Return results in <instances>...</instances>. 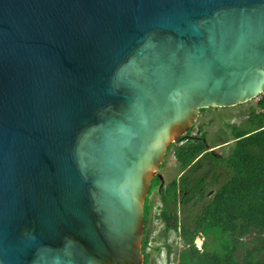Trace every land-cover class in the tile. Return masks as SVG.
Masks as SVG:
<instances>
[{
    "label": "water",
    "instance_id": "1",
    "mask_svg": "<svg viewBox=\"0 0 264 264\" xmlns=\"http://www.w3.org/2000/svg\"><path fill=\"white\" fill-rule=\"evenodd\" d=\"M262 95L264 0H0V264H144L170 146Z\"/></svg>",
    "mask_w": 264,
    "mask_h": 264
},
{
    "label": "trees",
    "instance_id": "2",
    "mask_svg": "<svg viewBox=\"0 0 264 264\" xmlns=\"http://www.w3.org/2000/svg\"><path fill=\"white\" fill-rule=\"evenodd\" d=\"M254 101L257 107L245 121L229 126L234 143L226 156L208 151L206 133L191 136L193 128L170 146L160 168L172 154L181 176L167 185L159 177L153 180L145 203L144 264L152 263L150 197L156 190L164 205L163 237L180 230L184 242L177 264H264V95ZM217 169L224 170L220 184ZM200 236L203 252L196 247Z\"/></svg>",
    "mask_w": 264,
    "mask_h": 264
},
{
    "label": "rangeland",
    "instance_id": "3",
    "mask_svg": "<svg viewBox=\"0 0 264 264\" xmlns=\"http://www.w3.org/2000/svg\"><path fill=\"white\" fill-rule=\"evenodd\" d=\"M257 107L256 101L250 102L247 105H241L228 109H207L203 113H200L197 121L193 125V132L191 136H200L202 132L206 133V141L208 145V151L218 155L226 156L230 148L232 147L234 140L231 137V124H241L246 119V115H249L252 109ZM201 129V130H200ZM230 141L229 143H224ZM165 160V159H164ZM166 166L160 168L158 173L163 178V184L167 185L174 179H179L181 176V168L174 156L170 154L166 158ZM215 174L219 176V184L224 181V170H216ZM210 180V179H209ZM216 187H213L211 191H214ZM198 211V207L194 208L192 215ZM187 215V211L181 214L182 218ZM157 237H161V231L157 234ZM153 250L150 252L152 256L151 264H164L165 261V248L164 241L159 238L157 242L153 244ZM172 249L177 251V247L174 244H169ZM180 246H178L179 248ZM160 248V252H156L155 249ZM181 248H179L180 250ZM178 250V251H179Z\"/></svg>",
    "mask_w": 264,
    "mask_h": 264
},
{
    "label": "built area",
    "instance_id": "4",
    "mask_svg": "<svg viewBox=\"0 0 264 264\" xmlns=\"http://www.w3.org/2000/svg\"><path fill=\"white\" fill-rule=\"evenodd\" d=\"M150 205H151L150 223H151V230H152L151 235L152 236H151V247H150L148 253L151 255L150 252L153 250L154 242H157L159 240V238H162L164 241V248L166 250L164 264H177V257H178L179 252H181V250L183 249L184 242L181 238L180 230L178 231V233H170L167 238L163 237L164 223L161 221L160 217L162 215V210H163L164 205H163L159 190H156L151 195ZM159 231H161L162 235H161V237H158L156 239V237H157L156 234ZM204 242H205V239L202 238L201 236L198 237V239L196 240V247L198 248V250H200L202 252H203V248H204V246H203ZM169 244H174L177 247V251L172 249ZM178 246H180L179 247V248H181L180 250H179ZM167 248H170L172 251L169 256L167 255V251H168ZM160 251H161V249H160Z\"/></svg>",
    "mask_w": 264,
    "mask_h": 264
}]
</instances>
